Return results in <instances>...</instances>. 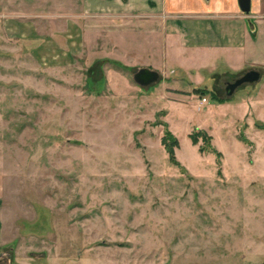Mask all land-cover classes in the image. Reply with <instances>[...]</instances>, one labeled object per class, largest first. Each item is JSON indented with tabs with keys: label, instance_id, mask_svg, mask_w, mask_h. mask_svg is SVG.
I'll use <instances>...</instances> for the list:
<instances>
[{
	"label": "rangeland",
	"instance_id": "1",
	"mask_svg": "<svg viewBox=\"0 0 264 264\" xmlns=\"http://www.w3.org/2000/svg\"><path fill=\"white\" fill-rule=\"evenodd\" d=\"M81 2L0 0V253L11 264H264V78L230 97L220 51L173 60L161 34L84 15ZM143 67L161 80L137 85Z\"/></svg>",
	"mask_w": 264,
	"mask_h": 264
},
{
	"label": "crops",
	"instance_id": "2",
	"mask_svg": "<svg viewBox=\"0 0 264 264\" xmlns=\"http://www.w3.org/2000/svg\"><path fill=\"white\" fill-rule=\"evenodd\" d=\"M79 11L87 16L123 18L138 36L161 34L176 61L187 56L191 60L198 50L204 55L208 50L220 51L217 59L223 58L230 66L222 72L228 78L226 84L251 70L260 71V80L264 78V0H252L249 15L241 10L239 0H82ZM188 63L182 65L192 68L197 62ZM3 184L0 176V207Z\"/></svg>",
	"mask_w": 264,
	"mask_h": 264
},
{
	"label": "water",
	"instance_id": "3",
	"mask_svg": "<svg viewBox=\"0 0 264 264\" xmlns=\"http://www.w3.org/2000/svg\"><path fill=\"white\" fill-rule=\"evenodd\" d=\"M241 10L249 15L252 11V0H239ZM251 27H253L252 21H249ZM134 81L137 85L147 88L161 80V73L149 67L140 68L133 76ZM261 78L260 71L251 70L236 79L234 82H228L226 84V93L228 96H233L236 90L247 84L258 82Z\"/></svg>",
	"mask_w": 264,
	"mask_h": 264
},
{
	"label": "trees",
	"instance_id": "4",
	"mask_svg": "<svg viewBox=\"0 0 264 264\" xmlns=\"http://www.w3.org/2000/svg\"><path fill=\"white\" fill-rule=\"evenodd\" d=\"M197 92H199L200 94L202 95H206L208 92L210 91H206V90H197ZM214 97H217L219 98L215 92H210ZM196 134L193 135L194 137V141L196 143H198L199 141V136H202L204 138V141L206 143L205 146L201 147V150L204 152V151H210L212 153H216V150L212 147V144H211V137H209L206 133H203V132H197L195 131ZM163 143L166 147V149L168 150L169 154H170V157H171V160L174 164H178V162L176 161V157H175V148L178 146V141H177V138L173 135V133L169 130V129H166L165 130V134H164V138H163ZM218 155L221 157V155L218 153Z\"/></svg>",
	"mask_w": 264,
	"mask_h": 264
},
{
	"label": "flooded vegetation",
	"instance_id": "5",
	"mask_svg": "<svg viewBox=\"0 0 264 264\" xmlns=\"http://www.w3.org/2000/svg\"><path fill=\"white\" fill-rule=\"evenodd\" d=\"M0 264H11L10 257L6 253H0Z\"/></svg>",
	"mask_w": 264,
	"mask_h": 264
},
{
	"label": "built area",
	"instance_id": "6",
	"mask_svg": "<svg viewBox=\"0 0 264 264\" xmlns=\"http://www.w3.org/2000/svg\"><path fill=\"white\" fill-rule=\"evenodd\" d=\"M205 103H207V99H206V98H203V99L201 100V105H204Z\"/></svg>",
	"mask_w": 264,
	"mask_h": 264
}]
</instances>
